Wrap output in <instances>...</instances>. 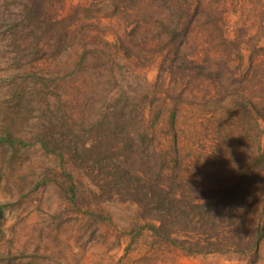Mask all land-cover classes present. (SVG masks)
<instances>
[{"label": "rangeland", "instance_id": "rangeland-1", "mask_svg": "<svg viewBox=\"0 0 264 264\" xmlns=\"http://www.w3.org/2000/svg\"><path fill=\"white\" fill-rule=\"evenodd\" d=\"M185 20L180 55L192 70L165 53ZM116 62L126 90L150 92L144 118L131 120L151 136L137 151L120 149L107 120L95 128ZM92 139L100 155L84 150ZM262 149L264 0H0V264H264V237L255 255L215 252L195 228L185 249L191 232L142 196L158 181L187 211L224 198L262 173ZM97 156L139 175L135 201Z\"/></svg>", "mask_w": 264, "mask_h": 264}, {"label": "trees", "instance_id": "trees-1", "mask_svg": "<svg viewBox=\"0 0 264 264\" xmlns=\"http://www.w3.org/2000/svg\"><path fill=\"white\" fill-rule=\"evenodd\" d=\"M182 4L184 6L187 5L188 0H182ZM189 27V20H185L181 25L176 24L173 27L171 37H169L170 45H165V53L171 61H175L181 56L183 58V63H181L179 67L192 70L195 66L194 62L189 59V56L185 54L180 55L181 44L188 34ZM66 47L67 46L60 45L57 49L61 54H64L66 52ZM164 71H167V69L164 68ZM111 72L116 77L115 89L110 98L112 100L109 104L110 109H107V113H104L103 116L100 115L101 122H99L95 128L99 131L104 129L102 128V123L107 120V131L111 129L110 133L118 135L120 138L122 137L118 143L120 149L129 152L137 151V144L149 143L151 136L146 129H140L138 126L132 124L131 120H133L136 115L144 118L145 107L141 106H143L149 98L150 92L149 90H126V85H124V83L126 84V67L120 62L114 63ZM158 82L163 83V76L160 73L157 74L155 85H157ZM55 91L56 96L59 95L60 92H58V90ZM130 95L132 97H130ZM127 102L131 104L133 111L131 112L133 114L132 116L124 114L125 107L129 106ZM158 118L159 113L157 112L154 114L153 120L157 121ZM169 124H173V115L170 117ZM98 133L99 132H97V134ZM102 145L103 144H101L99 140L92 139L90 142L83 143V148L86 152L100 155V153L104 152V150L102 151L100 148ZM260 149L261 147H258L259 151ZM101 161L102 158L97 156L93 164H95L96 168L98 167L101 169L105 167V172L106 170L111 171L113 175H110L109 172V176H111L112 179L116 171L118 176L113 179L114 185L124 189L126 183L130 184L127 189L131 193V198L129 199L135 201L137 196L140 195L139 188L142 187V185H140L141 179L139 175L133 171L131 172L128 166L126 168V163L118 166L109 161L106 166H103ZM254 165L260 166L262 173H256L253 176V181L247 183L245 188H225L224 198L220 197L218 200L211 201L207 204H194L192 207L188 206L191 212L196 213L195 217L189 218L187 216L190 211H187L186 208L181 205V199L169 201L167 197L169 192H166L160 187L158 188V181L155 182L156 184L154 187L149 189L150 196L147 195V192L143 193L142 196L145 198L148 197L155 204L154 207L158 210H162V213L167 215L170 219H178V224L184 225L183 227L191 232L192 241L189 247L185 249L190 251L192 246L197 245L196 243L198 241L195 239L197 234H195V232H199L196 229H201L200 231H203V235L205 239H207L208 247H214L213 251L215 252L223 251L222 248L218 247L223 245L227 247V249L230 248L231 251L236 254L244 255L247 252H252V254L255 255L258 252L259 243L264 237V202L261 203L260 207L256 206L259 200L261 201L264 197V149L258 154ZM144 179L147 181L146 178ZM118 182H120V185L116 184ZM70 190H72V186H70ZM256 207L259 208L258 215L252 218L255 209H257ZM172 208L173 211H171ZM223 216L224 218L221 219ZM159 221V226H152L150 228L151 231L157 235H159L161 231H164L166 223L164 216H160ZM174 222H176V220ZM218 229L222 231V238L210 234ZM170 241L173 245L179 247H182L184 243L178 241L177 238H173Z\"/></svg>", "mask_w": 264, "mask_h": 264}]
</instances>
